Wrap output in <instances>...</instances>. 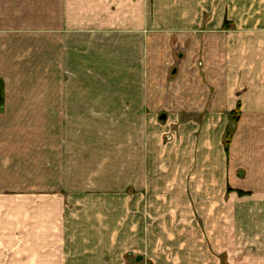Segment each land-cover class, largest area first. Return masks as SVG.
Returning <instances> with one entry per match:
<instances>
[{"label": "crops", "instance_id": "obj_1", "mask_svg": "<svg viewBox=\"0 0 264 264\" xmlns=\"http://www.w3.org/2000/svg\"><path fill=\"white\" fill-rule=\"evenodd\" d=\"M169 45L186 53L169 75L180 101L167 188L155 180L151 161L153 176L137 197L122 200L117 229L82 230L81 218L70 231L62 229L63 212L50 209L60 199L50 203L48 191L63 175L57 157L62 127L52 123L62 121L64 101L42 95L57 89L58 99L63 89H98V76L128 78L132 61L142 73L157 56L130 50ZM0 83V174H14L12 189L25 188L23 197L0 198V255L16 264H216L208 256L180 259L198 250L171 247L178 231L194 225L178 230L177 216L187 218L192 206H201L206 236L216 232V238L226 236V213L232 221L245 216L253 224L259 216L264 222V0H0ZM135 86L146 89L140 80ZM99 217L93 214L92 221ZM223 248L200 250L210 256Z\"/></svg>", "mask_w": 264, "mask_h": 264}, {"label": "rangeland", "instance_id": "obj_2", "mask_svg": "<svg viewBox=\"0 0 264 264\" xmlns=\"http://www.w3.org/2000/svg\"><path fill=\"white\" fill-rule=\"evenodd\" d=\"M185 48L171 45L133 47L130 50V55L157 56L158 62L151 61L152 67L143 69L142 73L145 72V75H139L141 70L140 72L135 70L132 61L129 63L131 68L128 78L111 79L98 76V89H63V95L60 91L58 99L57 89H49L48 95H42L44 99L47 97L49 102L64 101V109L61 110L64 111L62 121L57 122L54 119L52 123V127L53 125L56 127L57 123H59V127H62L60 129L62 133L58 134L61 139L58 143L57 157L58 161L63 163V165L61 163L63 175L59 174L61 185L54 188L56 184L51 182L50 187L53 188L48 191L50 203L55 198L60 199L59 205L54 204L50 206V209L56 207L63 212L65 223L62 225V229L70 231L71 226L78 223L80 218L79 223L82 230L88 228L100 230L110 225L117 229L116 227L120 226L122 200L134 198L140 194L141 188L153 176V174H149L153 171L152 167L156 166L157 169L156 176L158 178L156 177L155 180L158 181L160 187H163L164 184V187L167 188L168 149L174 144L175 130L178 128L174 122V116H176L174 109L180 101L175 89H169L170 85L175 83L169 75L174 67H178L177 64L180 65L181 62L176 61L179 55L182 56L186 53ZM111 50L114 54H118V47H112ZM106 54L109 55V53ZM140 63L142 64V62ZM148 63L149 61H145L143 65ZM184 68L186 70L188 66L186 65ZM136 76L140 78L142 76V78ZM139 80L144 83L146 89H136L135 83ZM160 80L162 83L167 82L168 84L160 86V83L157 82ZM152 81L158 83V87L156 85L151 87ZM124 83L127 88H123ZM103 86L105 89H100ZM148 86L151 88L148 89ZM154 87L155 89H152ZM28 95L32 96L33 94ZM191 100L193 103L197 101V99ZM184 102L185 105L191 104V101ZM173 103L175 104L171 106ZM162 113L167 117L164 122L158 119ZM233 116L235 113L230 115V124L224 136V145L227 134L232 132ZM4 144H1L2 147ZM8 150L10 153H14L11 152L12 149ZM13 158H11L12 161ZM151 161L154 162L152 167ZM14 164H18V159ZM18 176L17 184H20L21 175ZM56 176V174H50V177H54V179ZM13 183H15L14 174H0V198L24 196V185L12 189ZM9 184L11 186L7 187ZM237 194L241 198L249 196L244 192ZM159 196L168 195L164 193ZM193 197L196 196L193 194ZM246 209L243 207L244 211ZM192 210L189 211L187 218H184L187 221L185 225L180 223L183 217L177 216L178 230L181 225L184 227L194 225L191 231L188 229L178 231L182 235L172 239L175 245L172 242L171 247L178 245L198 251L191 255L182 254L179 256L180 259L189 256L199 262L208 256L212 257L216 264H264V222L261 221V217L256 216L255 220L257 221L252 224L249 219L245 220V216H242L245 213L243 211L241 213L242 220L237 221H232V217L226 213L224 220L226 236L216 238L214 235L216 232L213 235L211 233L209 237L206 236L200 218L201 206H192ZM110 211L114 214L109 215ZM95 213L102 216L99 217L100 221L97 224L92 221V215ZM190 220H193V223ZM4 223L7 224V221ZM187 223L190 225L188 226ZM233 231L241 232V234L236 233L237 236H233ZM91 239L95 240L96 238L92 237ZM163 241L164 239L161 244H164ZM211 245H224L225 251L219 254L213 253L210 256L201 252V247ZM233 246L241 247L240 250L236 249L232 252ZM9 256L11 257L7 253H1L0 264L19 263L14 257L10 258Z\"/></svg>", "mask_w": 264, "mask_h": 264}, {"label": "trees", "instance_id": "obj_3", "mask_svg": "<svg viewBox=\"0 0 264 264\" xmlns=\"http://www.w3.org/2000/svg\"><path fill=\"white\" fill-rule=\"evenodd\" d=\"M3 100H4V95H3V86L2 84L0 83V107L2 106L3 104ZM230 135L227 134V137L225 139V145H224V148H225V151L227 152L228 151V146H229V143H230Z\"/></svg>", "mask_w": 264, "mask_h": 264}, {"label": "water", "instance_id": "obj_4", "mask_svg": "<svg viewBox=\"0 0 264 264\" xmlns=\"http://www.w3.org/2000/svg\"><path fill=\"white\" fill-rule=\"evenodd\" d=\"M159 120L164 122L166 120V116L165 114H161L160 117H159ZM143 259L141 257H137L136 261L139 262V261H142Z\"/></svg>", "mask_w": 264, "mask_h": 264}]
</instances>
